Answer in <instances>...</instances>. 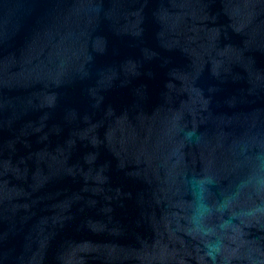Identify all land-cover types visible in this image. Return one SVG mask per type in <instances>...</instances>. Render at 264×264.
I'll return each mask as SVG.
<instances>
[{
  "label": "water",
  "instance_id": "obj_1",
  "mask_svg": "<svg viewBox=\"0 0 264 264\" xmlns=\"http://www.w3.org/2000/svg\"><path fill=\"white\" fill-rule=\"evenodd\" d=\"M262 209L264 0H0V264H264Z\"/></svg>",
  "mask_w": 264,
  "mask_h": 264
},
{
  "label": "clouds",
  "instance_id": "obj_2",
  "mask_svg": "<svg viewBox=\"0 0 264 264\" xmlns=\"http://www.w3.org/2000/svg\"><path fill=\"white\" fill-rule=\"evenodd\" d=\"M189 136H191V133H189ZM193 190L194 192L198 191V187L196 185H193ZM224 223L227 224V222H224ZM208 248H209V251L207 254L211 256L213 252H217L219 250V245H208Z\"/></svg>",
  "mask_w": 264,
  "mask_h": 264
}]
</instances>
